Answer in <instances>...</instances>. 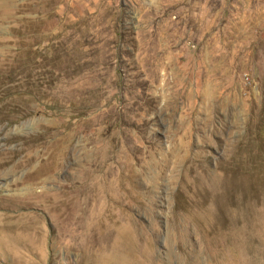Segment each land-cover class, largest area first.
Instances as JSON below:
<instances>
[{
    "label": "rangeland",
    "instance_id": "obj_1",
    "mask_svg": "<svg viewBox=\"0 0 264 264\" xmlns=\"http://www.w3.org/2000/svg\"><path fill=\"white\" fill-rule=\"evenodd\" d=\"M0 221V264H264V0H0Z\"/></svg>",
    "mask_w": 264,
    "mask_h": 264
},
{
    "label": "bare ground",
    "instance_id": "obj_2",
    "mask_svg": "<svg viewBox=\"0 0 264 264\" xmlns=\"http://www.w3.org/2000/svg\"><path fill=\"white\" fill-rule=\"evenodd\" d=\"M31 112L27 111L24 113H21L22 116H26L28 114H30ZM69 132V131H68ZM71 134V132H70ZM50 136V132H43V133H36L31 135V137L26 139V142L24 143V147L23 150L26 152L27 154L25 156V159L20 162L17 166H21L23 164H28L33 162L34 160V153H33V147L40 145L43 147V152L45 154H47L48 159H52L54 156L58 157L57 154L58 152H60L62 155L65 154V151L69 148V143H70V139H66L65 135L62 134L58 137V139H56L55 141H48V137ZM70 136V135H69ZM67 137V136H66ZM71 137V136H70ZM59 153V154H60ZM42 157V156H41ZM64 159V158H63ZM58 163V162H57ZM13 170V169H11ZM44 170V169H43ZM49 171V170H48ZM38 172V171H37ZM10 176V175H9ZM206 181V180H205ZM30 189V188H29ZM44 194V193H43ZM66 194V193H65ZM81 194V193H80ZM41 195V194H40ZM71 195V194H70ZM42 196V195H41ZM48 196V195H47ZM7 197V196H6ZM26 197V196H25ZM72 198V197H71ZM6 199V198H5ZM82 200V198H81ZM24 201V200H23ZM41 201V200H40ZM73 201V200H72ZM33 202V201H32ZM81 202V201H80ZM55 203V202H54ZM71 203V202H70ZM73 203L75 204V202L73 201ZM77 204V203H76ZM85 204V203H84ZM3 205V204H2ZM13 205V204H12ZM10 206V207H15V206ZM59 205V204H58ZM52 206V205H51ZM69 206V205H67ZM77 206V205H76ZM84 206V205H83ZM82 206V207H83ZM81 207V206H80ZM60 208V207H58ZM59 210V209H58ZM84 211V210H83ZM81 212V211H80ZM79 212V213H80ZM91 212V211H90ZM92 213V212H91ZM77 214V213H76ZM59 217H58V237L61 239L62 237H64V234L66 232L67 228H71L73 230H75L76 232V236L74 237V241L79 239V238H83L85 239L88 243L91 242V237H92V231L94 229V227L98 226V221H96V219H98L97 217H92L93 220H95L94 223V227H87V229H83V227H81L78 223H77V219L75 217L72 216V211L67 209H63L61 212H59ZM93 215V214H92ZM10 217V216H9ZM90 217V216H89ZM92 220V221H93ZM86 223V222H85ZM92 223V222H91ZM36 222L35 221H25L23 223H16V224H2V221H0V251H2V247L6 246L7 244L10 243L9 248L14 250L15 248H17V245L21 242L20 241V236L24 234H28L30 236H32L36 241H39V234H38V230H37V226H36ZM90 224V223H89ZM88 224V225H89ZM39 226V225H38ZM83 226V225H82ZM124 228L126 229L124 231ZM128 227L127 225H122L120 227V234L118 231L119 236L118 240L120 239V241H126L130 236V232L129 230H127ZM72 230V231H73ZM57 232V231H56ZM91 232V233H90ZM68 240V239H67ZM62 241V240H61ZM119 242V241H118ZM61 243V242H60ZM76 243V242H75ZM124 244V243H123Z\"/></svg>",
    "mask_w": 264,
    "mask_h": 264
}]
</instances>
